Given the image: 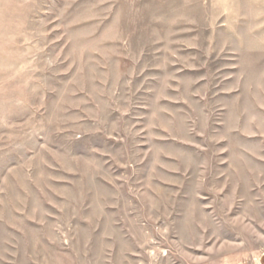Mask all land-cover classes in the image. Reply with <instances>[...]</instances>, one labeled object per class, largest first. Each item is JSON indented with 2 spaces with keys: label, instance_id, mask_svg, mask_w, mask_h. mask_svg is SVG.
<instances>
[{
  "label": "rangeland",
  "instance_id": "374dc122",
  "mask_svg": "<svg viewBox=\"0 0 264 264\" xmlns=\"http://www.w3.org/2000/svg\"><path fill=\"white\" fill-rule=\"evenodd\" d=\"M0 264H264V0H0Z\"/></svg>",
  "mask_w": 264,
  "mask_h": 264
}]
</instances>
